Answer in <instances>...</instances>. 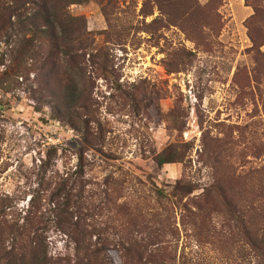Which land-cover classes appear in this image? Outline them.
<instances>
[{
    "label": "rangeland",
    "instance_id": "374dc122",
    "mask_svg": "<svg viewBox=\"0 0 264 264\" xmlns=\"http://www.w3.org/2000/svg\"><path fill=\"white\" fill-rule=\"evenodd\" d=\"M0 264H264V0H0Z\"/></svg>",
    "mask_w": 264,
    "mask_h": 264
},
{
    "label": "trees",
    "instance_id": "16d2710c",
    "mask_svg": "<svg viewBox=\"0 0 264 264\" xmlns=\"http://www.w3.org/2000/svg\"><path fill=\"white\" fill-rule=\"evenodd\" d=\"M42 11H47V10L43 7ZM173 159H174L173 157L160 158L159 164L163 165V164L173 163Z\"/></svg>",
    "mask_w": 264,
    "mask_h": 264
}]
</instances>
